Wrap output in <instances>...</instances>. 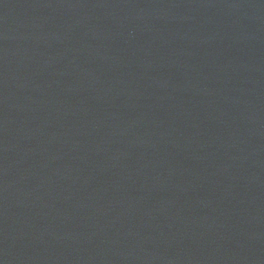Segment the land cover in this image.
<instances>
[{"label": "water", "instance_id": "95a60500", "mask_svg": "<svg viewBox=\"0 0 264 264\" xmlns=\"http://www.w3.org/2000/svg\"><path fill=\"white\" fill-rule=\"evenodd\" d=\"M0 264H264V0H0Z\"/></svg>", "mask_w": 264, "mask_h": 264}]
</instances>
